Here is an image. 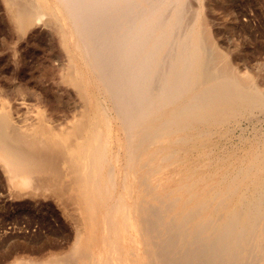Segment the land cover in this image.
<instances>
[{
    "label": "bare ground",
    "instance_id": "1",
    "mask_svg": "<svg viewBox=\"0 0 264 264\" xmlns=\"http://www.w3.org/2000/svg\"><path fill=\"white\" fill-rule=\"evenodd\" d=\"M205 3L0 0L20 35L57 34L87 92L66 123L0 108L9 184L53 199L76 232L47 264H264V141L228 171L165 174L171 141L264 100L215 45Z\"/></svg>",
    "mask_w": 264,
    "mask_h": 264
},
{
    "label": "rangeland",
    "instance_id": "2",
    "mask_svg": "<svg viewBox=\"0 0 264 264\" xmlns=\"http://www.w3.org/2000/svg\"><path fill=\"white\" fill-rule=\"evenodd\" d=\"M211 1L209 6L206 0L202 12L210 20L215 45L264 96V0ZM74 63L56 33L33 28L20 35L8 13H0V108L9 109L14 118L34 120L41 105L52 120L66 123L87 93L74 86ZM263 141L264 100L258 99L210 134L197 130L188 139L171 141L176 155L166 162L165 174L178 179L189 169L199 176L228 171ZM65 216L53 199L30 197L11 186L0 165V264L16 258L47 264L65 253L76 236Z\"/></svg>",
    "mask_w": 264,
    "mask_h": 264
}]
</instances>
